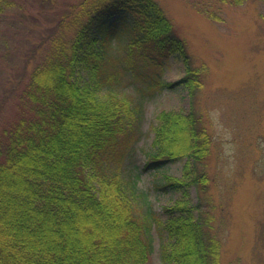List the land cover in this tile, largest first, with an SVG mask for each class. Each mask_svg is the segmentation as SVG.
<instances>
[{
    "label": "trees",
    "instance_id": "1",
    "mask_svg": "<svg viewBox=\"0 0 264 264\" xmlns=\"http://www.w3.org/2000/svg\"><path fill=\"white\" fill-rule=\"evenodd\" d=\"M64 1L0 129V264H147L154 235L164 264H219L210 216L199 212L211 146L192 103L202 70L155 0ZM12 5L0 0V25ZM175 56L185 72L169 82ZM176 88L189 109L156 114L144 160L130 169L145 103ZM147 172L155 181L143 188Z\"/></svg>",
    "mask_w": 264,
    "mask_h": 264
},
{
    "label": "rangeland",
    "instance_id": "2",
    "mask_svg": "<svg viewBox=\"0 0 264 264\" xmlns=\"http://www.w3.org/2000/svg\"><path fill=\"white\" fill-rule=\"evenodd\" d=\"M155 1L185 42L190 65L202 70V86L194 90L192 103L211 146L205 162L209 183L200 194L199 212L210 216V231L220 243L219 264H264V0L237 6L217 0ZM12 2L0 25V129L14 116L18 92L46 54L43 40L65 7L64 0ZM116 47L113 42L111 48ZM184 72L183 59L175 56L163 78L176 81ZM144 109L143 135L127 158L130 169L144 160L156 114L187 111L188 92L155 93ZM179 168L171 165L166 171L178 175ZM153 181L151 172L142 173L139 185L148 188ZM151 198L157 206L167 203L154 193ZM191 198L198 202L195 192ZM154 236L147 264H164Z\"/></svg>",
    "mask_w": 264,
    "mask_h": 264
}]
</instances>
